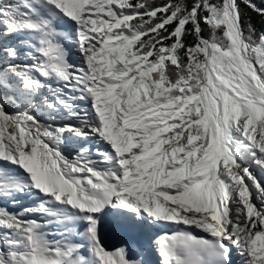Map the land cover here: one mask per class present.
Segmentation results:
<instances>
[{"label":"snow or ice","instance_id":"obj_1","mask_svg":"<svg viewBox=\"0 0 264 264\" xmlns=\"http://www.w3.org/2000/svg\"><path fill=\"white\" fill-rule=\"evenodd\" d=\"M28 195L0 206V264H153L101 229L168 223L201 234L159 264H264V31L238 0H0V205Z\"/></svg>","mask_w":264,"mask_h":264},{"label":"rangeland","instance_id":"obj_2","mask_svg":"<svg viewBox=\"0 0 264 264\" xmlns=\"http://www.w3.org/2000/svg\"><path fill=\"white\" fill-rule=\"evenodd\" d=\"M206 34L208 35V33H206ZM69 61L76 64L77 66H80V64H81L79 53L76 51V49L74 47H72L69 51ZM58 86L59 85L57 84L56 81H52V87L53 88L58 87ZM45 92H47V89H45ZM76 103L79 104L80 108L88 109L90 114L93 111L91 108V105L89 103H85L83 101H76ZM38 115L40 116L41 121L43 123H49V124H52L53 126H60V125H63L65 123H73L74 122V121H71L67 118V116L63 110L56 113L54 116L49 115L47 112H39ZM82 145L89 146L91 148V150H94L93 143H89L87 141H79V142H73L71 144V146L65 150V154L66 155L70 154L72 157H75L77 151H79V148ZM245 166H247V165H245ZM253 170L256 171L254 166H253ZM24 198H28V196H25ZM40 202H41V197L39 195H36V196H31V200H26V202L22 206H19L17 204H11V203L3 204L0 206H6L10 211L15 212V211H20L26 207H34V206L38 205ZM29 218H34V217H29ZM119 234H122V233H119ZM135 234L136 233L122 234L123 236H125V238L123 240L129 238L130 241L127 240L128 243L131 244L132 243L131 241H133V242H135V244L133 243V245H135V246H144V245L150 246V250H151L150 259L153 262V264H159V256H158V252L156 249V244H153L152 239L147 237V235L145 233H137V237L134 236ZM57 239H59V238H57ZM133 245H131V246H133Z\"/></svg>","mask_w":264,"mask_h":264},{"label":"bare ground","instance_id":"obj_3","mask_svg":"<svg viewBox=\"0 0 264 264\" xmlns=\"http://www.w3.org/2000/svg\"><path fill=\"white\" fill-rule=\"evenodd\" d=\"M87 142L93 143L94 150H92V151L95 152V149L97 147V144L95 143V141L92 139H89V140H87ZM99 147H100L101 151L107 150V146L104 144L99 145ZM93 158L96 159L97 157L93 156ZM31 196H34V195H28V198L22 197L20 200V203L17 205L22 206L26 202V200H31ZM178 230H191V231H193V234H196V235L201 234L199 232V230L186 229V228L178 229L176 225L171 224V223L164 224V225L158 226V227L153 228V229H149L145 232V234L147 235V237L152 239L153 244H155L156 240L159 239L160 237H162L166 234L171 235L172 233H174ZM49 231L51 232V235L55 236L56 239L60 238L59 233L57 231H55V226H53V229H51ZM106 237H107L106 228H102L101 229V239H102L101 242H102L104 248L109 252L115 251L116 249H118L120 247L131 246V245H133V243L135 244V242H133V241H131L132 242L131 244L128 243V241H130L129 238H127L125 240L118 241V242L116 241L117 242V244H116L114 242L109 241ZM234 259L236 261V264H240V258L238 256L234 255Z\"/></svg>","mask_w":264,"mask_h":264},{"label":"trees","instance_id":"obj_4","mask_svg":"<svg viewBox=\"0 0 264 264\" xmlns=\"http://www.w3.org/2000/svg\"><path fill=\"white\" fill-rule=\"evenodd\" d=\"M151 2L159 5L167 2V0H151ZM252 2L255 3L257 7H264V0H252ZM238 3L240 4L241 11L244 13L245 31L247 23H251L254 25L257 35H259L260 32L264 31V17L252 11L251 8H248L243 0H238ZM206 33L207 31L205 32V35L207 36Z\"/></svg>","mask_w":264,"mask_h":264},{"label":"water","instance_id":"obj_5","mask_svg":"<svg viewBox=\"0 0 264 264\" xmlns=\"http://www.w3.org/2000/svg\"><path fill=\"white\" fill-rule=\"evenodd\" d=\"M114 234V233H113Z\"/></svg>","mask_w":264,"mask_h":264}]
</instances>
